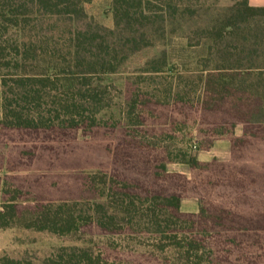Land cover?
Listing matches in <instances>:
<instances>
[{
	"label": "trees",
	"instance_id": "obj_1",
	"mask_svg": "<svg viewBox=\"0 0 264 264\" xmlns=\"http://www.w3.org/2000/svg\"><path fill=\"white\" fill-rule=\"evenodd\" d=\"M89 1L0 0V15L18 25L19 17L26 22L24 17L31 14L33 20L60 21L69 29L86 18L83 4ZM190 4L191 0H112V29L64 28L70 33L68 40L52 41L27 30V39L16 43L12 57L3 60L13 72L0 75V144H32L56 124L74 131L84 123L98 126L106 105L104 90L92 85V76L114 72L124 55L147 45L154 22L167 25L178 11L190 12ZM203 32L211 40L210 55L199 58L197 73L179 74L168 82L163 100L140 89L127 100L123 124L143 132L132 130L135 133L117 143L109 172L88 174L85 185L93 198L22 205L14 195L8 196V177L3 175L0 228L67 235L81 225L94 226L101 234L148 236L157 250L170 252L174 264H264V6L233 0ZM2 51L0 46V59ZM42 61L45 68L36 71ZM168 61L163 51L162 62L151 63L149 73L161 71ZM149 75L154 79L157 74ZM193 84L201 93L198 111L200 125L205 126L197 130L196 147L208 149L214 139L227 136L228 161H199L179 147L158 148V135L143 129L142 95L166 106L171 101L186 104ZM236 124L242 125L239 136L233 135ZM176 161L189 165L190 177L165 170L166 163ZM182 197H197L198 211L181 212ZM102 260L90 247L79 245L59 246L37 260L0 255V264Z\"/></svg>",
	"mask_w": 264,
	"mask_h": 264
},
{
	"label": "rangeland",
	"instance_id": "obj_2",
	"mask_svg": "<svg viewBox=\"0 0 264 264\" xmlns=\"http://www.w3.org/2000/svg\"><path fill=\"white\" fill-rule=\"evenodd\" d=\"M232 1L191 0L190 12L178 11L169 18L167 25H163L159 19L154 22L146 35L147 45L134 53L124 55L114 72L92 76V85L98 84L104 90L102 102L106 105L99 115L101 120L98 126L89 127L84 123L80 129L74 131L59 127L55 123V126L41 134L45 136L43 139L40 138L32 144H0V176L8 177L5 186L10 192L8 196L14 195L22 205L93 198L94 193L85 185L88 174L109 172L113 149L116 145L119 146L117 143H121L123 138L130 137L127 136L128 133L135 130L126 129L123 124L121 112L127 100L138 89L147 90L163 100L168 93V82L170 84L179 74L185 77L197 73L199 58L210 55L207 46L211 40L207 37L209 34L203 32L204 28L212 25L217 16L223 15ZM83 9L86 18L69 26L70 31L76 28L83 31L91 27L108 31L113 28L112 0H90L83 4ZM24 18L26 22L20 21L19 17L18 25H15L11 17L0 15V46L3 48L0 75L13 72V69L4 67L3 60L12 57L16 43L27 39V30L32 35L40 32L52 41H56L58 37L68 40L70 36L68 25L64 27L63 22L52 19L37 21L33 20L31 14ZM50 43L51 41L48 45L51 48ZM163 51L169 58L168 65L157 73H149L151 63L158 65L162 62ZM43 68L45 66L42 61L35 70L42 71ZM149 74L157 75L152 79ZM190 79L194 78H188ZM152 81L154 84H148ZM195 84L192 85L190 101L186 104L171 101L166 106L156 103L155 98L145 99L149 94L142 95L139 100L145 102L141 105L144 110L141 114L143 129H147L145 132L148 135H158V148L179 147L199 161H228L231 156V142L227 136L214 139L208 149L196 147L197 130L205 126L200 125L201 116L198 110L201 93ZM160 126L163 128L160 129ZM135 131L143 132L139 129ZM241 133L242 125H234L233 135L239 136ZM227 154L228 159L222 160ZM165 170L182 173L187 177L191 175L189 165L183 162H168ZM1 198L3 195L0 193V200ZM198 209L197 197L181 198V212L192 213ZM135 236L101 234L94 226L86 225H81L76 232L67 235L22 227L0 228V255L37 260L49 255L59 246L79 245L90 247L95 255L103 259L101 264H174L170 252L157 250L151 245L152 240L148 236Z\"/></svg>",
	"mask_w": 264,
	"mask_h": 264
},
{
	"label": "crops",
	"instance_id": "obj_3",
	"mask_svg": "<svg viewBox=\"0 0 264 264\" xmlns=\"http://www.w3.org/2000/svg\"><path fill=\"white\" fill-rule=\"evenodd\" d=\"M248 4L250 6H264V0H247ZM229 154H227L226 157L222 158V160H226L228 159Z\"/></svg>",
	"mask_w": 264,
	"mask_h": 264
}]
</instances>
